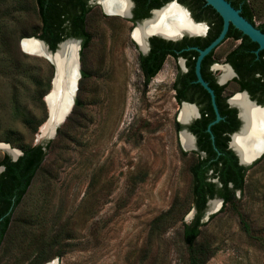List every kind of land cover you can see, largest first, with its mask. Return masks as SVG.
<instances>
[{"label": "rangeland", "instance_id": "obj_1", "mask_svg": "<svg viewBox=\"0 0 264 264\" xmlns=\"http://www.w3.org/2000/svg\"><path fill=\"white\" fill-rule=\"evenodd\" d=\"M258 2L255 23L264 20V0ZM0 15L12 33L7 48L24 64L15 70L0 62V143L21 152L40 144L54 67L20 47L21 37L39 27L32 0H0ZM88 24L93 38L78 52L72 111L48 141L45 160L12 214L0 264H182V225L194 217L189 170L196 155L183 149L176 130L170 88L176 64L168 57L145 83L130 25L106 21L98 7ZM29 72L43 83L51 77L47 92ZM4 155L0 149V160ZM236 197L262 236L264 155L249 166ZM221 208L201 227L199 239L215 251L207 264H264V240L248 238L229 206Z\"/></svg>", "mask_w": 264, "mask_h": 264}, {"label": "flooded vegetation", "instance_id": "obj_2", "mask_svg": "<svg viewBox=\"0 0 264 264\" xmlns=\"http://www.w3.org/2000/svg\"><path fill=\"white\" fill-rule=\"evenodd\" d=\"M225 1L234 10H237L240 16L264 34V20L255 23L254 8L260 5L258 0ZM83 2L88 9L83 34L87 33L90 41L93 38V33L89 30L88 20L94 9L98 7L100 17L106 21L121 19L130 25L131 39L140 51L138 65L139 57L146 56L152 46L156 51L151 64L147 66L148 70L155 68L162 57L164 59L162 66L168 57L174 60L176 64L175 73L170 88L177 105L176 124L180 128H176V130L182 143V135L185 134L182 133L180 136L182 130L185 129L193 137L196 147L194 151L198 150V144L201 146L203 144L200 142V138L205 141L204 132L210 134L209 138H211L212 143L215 142L216 145L225 146L231 150V136L238 133L242 125L240 120L242 108L238 104L240 99L249 105L255 103L264 108V50L259 49L256 42H253L230 24L224 39L203 58L200 64L201 76L213 91L215 106L221 118L218 122L213 123L216 120V112L212 105L211 96L196 82L195 63L198 56L196 49H205L218 37L222 30L223 21L219 14L204 0H121L119 6L117 5L118 10L115 11H111L109 5L111 3L112 5L118 4V0H83ZM173 6L186 15L189 23L197 28L198 32H184L183 36L176 41L166 40L158 35L150 36L147 50L145 51L146 48L144 49L139 43L141 49L136 42L135 31L139 26L151 21L156 14H164L167 9ZM76 8L77 3L75 1L74 24L78 22V10L76 11ZM128 11L131 14L130 18L124 16ZM74 32L78 33L79 30L74 28ZM159 35L168 37L163 33ZM153 38L156 40L151 42L150 39ZM74 39L80 41V52L82 39L80 37H74ZM167 43H173L176 46H170ZM171 53H174L175 56ZM184 108L192 111L188 120L181 119ZM253 108L255 109V107ZM180 120L188 123L182 125ZM181 125L184 127L183 129H181ZM235 137L232 141V147L237 150L234 146ZM198 138L200 143H198Z\"/></svg>", "mask_w": 264, "mask_h": 264}, {"label": "trees", "instance_id": "obj_3", "mask_svg": "<svg viewBox=\"0 0 264 264\" xmlns=\"http://www.w3.org/2000/svg\"><path fill=\"white\" fill-rule=\"evenodd\" d=\"M33 10L39 19V27L31 34L23 35L21 38H37L46 43L51 51L57 48V45L68 38H81L82 48L85 50L90 41L88 34H83L85 29L86 13L88 11L83 0H32ZM77 3L76 11L78 10V22L74 24V2ZM4 19L0 15V62H9L15 70H19L24 66L18 62L14 53L7 48V43L12 37L11 31L4 24ZM74 28L79 30L74 32ZM156 40L150 39L151 42ZM16 40V44H17ZM161 41V40H159ZM163 42V41H162ZM170 46H176L173 43H167ZM18 51V50H17ZM80 51V52H81ZM156 49L152 46L150 52L146 56L139 57V65L145 83L160 70L163 57L160 59L157 66L151 70L147 66L151 64L154 58ZM173 56L174 53H171ZM22 57L28 56L21 54ZM50 75L52 73V66ZM27 77L36 86L44 87V92H47L50 84V76L43 80L39 79L31 72L27 73ZM14 104H17L16 96H14ZM41 105L44 104L40 101ZM17 110V107L14 108ZM38 124L33 128V132L37 131ZM176 128L180 126L176 124ZM205 141L202 146L198 144V150L192 153L196 155V161L190 167L191 175V194L192 204L195 210V215L192 220L182 225V245L184 248L185 257L182 264H207L215 251L206 241L199 239L201 227L204 225L202 218L206 209V204L209 200L218 198L222 199V209L229 206L231 211L237 216L240 228L243 233L253 240H264V234L256 235L251 228V225L246 216L241 212L239 203L236 197L237 192H242L244 187V177L249 167H243L238 164L237 157L234 152L227 149L225 146L212 143L210 134L204 132ZM4 142L10 143L9 139H4ZM199 138H198V143ZM206 142V144H205ZM49 145H29L21 146L22 155L12 161L8 155L0 160V167L3 171L0 173V245L6 236L14 210L24 198L32 179L36 172L40 169L46 157V149ZM185 154V152H182ZM258 162L255 161L253 164ZM216 180V181H214ZM171 213H166L159 219L162 220ZM215 215L210 217L213 218ZM58 257L61 255L58 254ZM38 258H36L37 260Z\"/></svg>", "mask_w": 264, "mask_h": 264}, {"label": "bare ground", "instance_id": "obj_4", "mask_svg": "<svg viewBox=\"0 0 264 264\" xmlns=\"http://www.w3.org/2000/svg\"><path fill=\"white\" fill-rule=\"evenodd\" d=\"M120 2L121 0H118V4L116 5H112L111 3V5H109V9L111 11L118 10ZM182 31L196 33L198 32V29L189 23L186 15H184L175 6H173L167 9L164 14H156L151 21L139 26L134 34L137 41L135 39L134 40L138 44L140 43L145 49V43L143 39L152 33H163L165 36L175 37L178 36ZM26 49L37 54L45 55L41 44L32 40L26 42ZM77 50L78 47L75 42H65L61 45V49L57 54L58 76L55 83V90L48 98L50 105H52L51 115H56L61 112V110L66 106L69 97L71 96L70 84L73 78L75 79L78 77L77 68L80 65H78L77 63ZM238 104L242 108V119H244L243 121L245 122V127L243 123L244 129L242 127V133L240 131V135L236 137L234 136V146L236 147V151L238 152L241 161L243 162L247 161V158L255 148H259L264 144V114L258 111V109L255 110L244 100L240 99V101H238ZM191 112L192 111L190 109L184 108V110L182 111L181 119L188 120L191 116ZM47 135V127L43 126L41 128L39 139L41 140ZM182 140L185 145L184 146L181 142L183 147L188 150L192 148L193 141L191 137L183 134ZM0 149L14 157L16 156L17 152L15 150H11V148L6 145L0 144ZM218 206L219 203L217 201L212 202V210H216Z\"/></svg>", "mask_w": 264, "mask_h": 264}, {"label": "water", "instance_id": "obj_5", "mask_svg": "<svg viewBox=\"0 0 264 264\" xmlns=\"http://www.w3.org/2000/svg\"><path fill=\"white\" fill-rule=\"evenodd\" d=\"M207 5L211 6L218 14L219 16L222 18L223 21V26H222V30L220 32V34L218 35V37L212 42L210 43L205 49L201 50V49H196L198 52V56L196 59V63H195V75H196V82L198 84H200V86H202V88H204L211 96V100H212V105L214 107V110L216 112V120L213 122H218L221 118L217 112V108L215 106V102H214V94L213 91L210 89V87L208 86V84L203 80L201 73H200V64L201 61L203 60V58L212 50L214 49L225 37L227 30L229 28V25L231 24L232 26H234L237 30H239L240 32H242L244 35H246L248 38H250L253 42H256L259 45V49H263L264 50V34H262L258 29H256L252 24H250L247 20H245L242 16L239 15V12L237 10H234L231 5L226 2L225 0H204ZM126 18H130L131 14L128 11V13L126 15H124ZM183 31L175 37H164L162 35L159 34H151L147 37H145L144 43H145V51L148 48V39L150 38V36H160L166 40H170V41H176L177 39L181 38L183 36ZM35 41L41 44L42 49L44 50L45 55L42 54H37L35 52L29 51L26 49V42L27 41ZM65 42H75V44L78 47L77 50V63L79 65V55L78 52L80 50V41L76 40L74 38H68L64 41H62L61 43H59L57 45V48L54 51H51L49 49V47L46 45V43L40 39L37 38H24L20 41V47L21 50L28 55H32V56H39V57H43L45 58L49 63H51L54 67V75L51 81V89L49 91V93L45 96L44 98V102L46 104V108H47V119L46 121L40 126L39 128V134H41V128L43 126L47 127L48 130V135L46 137H43L40 140V144L42 146H46L48 141L54 137V135H56L57 130L66 122L67 118L69 117L73 105H74V98H75V93L77 90V81L80 77V73H79V67L77 68L78 70V77L77 78H73L71 84H70V97L66 103V106L64 107V109L61 110V112H59L56 115H51V110H52V105H50V102L48 101L49 96H51V94L53 93V91L55 90V83H56V79L58 76V65H57V54L61 49V45ZM138 44V43H137ZM138 46L140 47V45L138 44ZM47 54V55H46ZM251 106L255 107V109H258V111H260L262 114H264V108H261L260 106L256 105L255 103H250ZM240 116V115H239ZM240 120H241V129L243 127V119L240 116ZM180 123L182 125H186L188 122H183L180 120ZM212 123V124H213ZM241 129L239 130L238 133H235L231 136V140H230V148L231 150L234 152L235 156L237 157L238 163L239 165L243 166V167H249L250 165H252L255 161H257L258 159H260L262 157V155L264 154V144L259 147V148H255L252 153L249 155V157L247 158V161H241V158L238 154V152L232 147V141H233V137L236 136L237 134L240 133ZM182 133H185L187 135L190 136V134H188V132L184 129L180 132V136ZM191 137V136H190ZM193 140V144H192V148L189 149L190 151H194L196 150V147L194 145V139L193 137H191ZM3 145H6L8 147H10L8 144H4V143H0ZM182 145V143H181ZM183 147V145H182ZM11 148V147H10ZM184 150H188L185 147H183ZM11 150H15L16 156H12L9 153L6 152V154L12 159V161H16L21 155L22 153L16 149L11 148ZM3 171V167H0V173ZM213 201H217L219 203V206L216 210H212V202ZM223 200L222 199H218V198H214L211 199L207 202L206 204V209L202 218V222L207 221L209 219V217L211 215H213L216 211H218V209L220 208V206H222ZM195 214V210L192 211V213L190 214V217L194 216ZM45 264H58V259L52 260L50 262H47Z\"/></svg>", "mask_w": 264, "mask_h": 264}]
</instances>
